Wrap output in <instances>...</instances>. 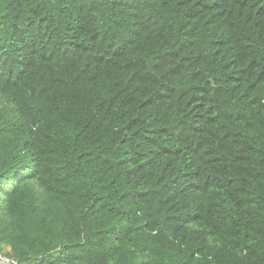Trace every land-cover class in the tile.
Instances as JSON below:
<instances>
[{
  "label": "trees",
  "instance_id": "obj_1",
  "mask_svg": "<svg viewBox=\"0 0 264 264\" xmlns=\"http://www.w3.org/2000/svg\"><path fill=\"white\" fill-rule=\"evenodd\" d=\"M0 251L264 264V0H0Z\"/></svg>",
  "mask_w": 264,
  "mask_h": 264
},
{
  "label": "built area",
  "instance_id": "obj_2",
  "mask_svg": "<svg viewBox=\"0 0 264 264\" xmlns=\"http://www.w3.org/2000/svg\"><path fill=\"white\" fill-rule=\"evenodd\" d=\"M0 264H20L15 258L0 251Z\"/></svg>",
  "mask_w": 264,
  "mask_h": 264
}]
</instances>
